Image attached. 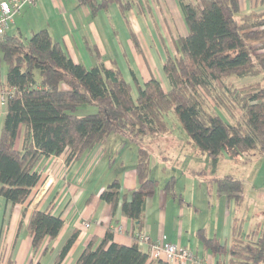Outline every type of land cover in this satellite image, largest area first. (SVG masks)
I'll return each mask as SVG.
<instances>
[{"label":"trees","instance_id":"trees-1","mask_svg":"<svg viewBox=\"0 0 264 264\" xmlns=\"http://www.w3.org/2000/svg\"><path fill=\"white\" fill-rule=\"evenodd\" d=\"M178 1L188 33L174 40L176 55H166L163 71L169 91L155 77L141 84L132 69L129 80L116 62L111 67L104 61L92 67L74 62L47 29L28 39L8 32L0 37V68H6L7 73L0 91L8 95L0 133V197L13 206L24 205L43 183L44 159L66 154V165L72 167L111 136H120L138 149L139 187L131 194L122 193L116 177L101 199L111 208L115 225L121 208L141 234L147 202L160 189L152 175V150L147 144L149 139L169 134L165 120L169 112L175 114L199 151L212 158H219L225 150L264 154V0H255V8L246 12L241 10L240 0ZM78 2L94 16L116 5L142 54L127 16L129 2ZM233 78L260 80L238 88ZM82 106L95 107L97 113L75 115ZM218 110L232 122L224 120ZM22 129L24 144L19 151L16 144ZM216 181L221 195L243 207L244 181L234 175ZM176 183L173 176L163 188L173 199H179ZM245 224V219L234 218L230 246L200 230L203 249L217 258V264H264V234L249 238ZM63 227L64 221L51 210H35L28 225L34 253L42 250L46 256L52 252L51 243ZM114 232L111 226L104 239H93L77 264H149L148 252L137 241L132 246L119 245ZM77 239L75 232L54 264L64 262Z\"/></svg>","mask_w":264,"mask_h":264},{"label":"crops","instance_id":"crops-1","mask_svg":"<svg viewBox=\"0 0 264 264\" xmlns=\"http://www.w3.org/2000/svg\"><path fill=\"white\" fill-rule=\"evenodd\" d=\"M123 1L130 3L127 16L141 45L142 54L135 48L120 9L116 5H111L107 11L94 16L88 7L80 6L78 0H38L36 5L26 6L15 17L8 33L28 39L30 35H25V28L31 29V36L47 29L74 62L83 63L87 67H92L101 61L111 67L116 62L129 80L132 69L138 79L139 76L145 75L146 81L154 77V73L159 68L164 73L163 67L168 53L164 46L169 42L174 43L177 37L182 36L177 27L172 29V26L176 25L173 13H177L182 21L184 16L178 0ZM240 3L241 10L246 12L255 8L256 1L240 0ZM100 19H102L101 28L97 24ZM114 19L121 21L122 32L112 28L111 21ZM183 27L188 33L187 26ZM101 29L106 36L110 35L108 41L116 48L114 49L112 44L110 47L118 52L115 54L117 58L118 56L122 58L123 64L119 63L118 59L110 57V49L106 43L104 45ZM119 37L122 42L121 48H119ZM131 52L135 54L134 58ZM141 59L143 62L140 61ZM164 75L161 78L163 87H165L164 82L169 84ZM6 81V68L1 67L0 85H5ZM6 113L7 103H3L0 98V133ZM23 144L24 129L18 136L16 148L22 151ZM105 144L89 151L72 167L66 165V154L44 159L43 183L40 186L42 192L37 194L33 192L24 205L13 206L0 197V264H38L39 262L54 264L58 254L75 232L78 233V239L62 264H77L87 245L93 239L98 241L104 239L111 226L115 231L114 241L119 245L132 246L136 243L137 237L145 233L153 243L160 241L170 243L191 250L205 264H217V258L203 249L199 231L204 229L209 237H217L222 244L230 246L233 220L239 218L234 217L232 213V208L237 209L236 204L225 196L224 216L222 213V218L217 216L216 223L202 227L204 225L198 218L200 215L195 214L198 207L192 200L196 184L189 179L185 187L188 194L185 191L179 193L175 187L179 199H173L163 188H160L157 194L148 200L141 234L135 224L122 215L121 208L114 218L117 222L115 225L111 208L101 199V194L116 177L120 179L122 193L131 194L138 189L136 167L139 154L138 158L137 153L133 155L130 164L123 156L119 157L118 162H114L115 149L111 151L104 146ZM118 163L120 164L117 166ZM151 169L153 173L152 162ZM167 172L165 171V174ZM201 173L202 171L197 172L190 168L183 173V176L185 174L194 177ZM35 210H51L53 215L64 221V227L58 238L51 243L52 252L46 256H42V250L34 253L32 237L28 231L30 217ZM200 213L202 215L203 211ZM86 224L89 226L87 227ZM253 237L257 238V235L254 233ZM48 243V241L45 243L44 248ZM141 249L146 252V248Z\"/></svg>","mask_w":264,"mask_h":264},{"label":"rangeland","instance_id":"rangeland-1","mask_svg":"<svg viewBox=\"0 0 264 264\" xmlns=\"http://www.w3.org/2000/svg\"><path fill=\"white\" fill-rule=\"evenodd\" d=\"M173 16L175 18L176 25L175 27L172 26V29L177 27L182 36L187 35L186 29L183 27L186 25L184 24V21H182V18L177 13H173ZM101 21L102 19L97 21V24L100 26V28ZM111 25L116 31L122 32V24L119 19L112 20ZM101 32L104 45L106 43L107 47L110 49V57L118 59L119 63L123 64L122 58L119 56L117 58V55L115 54V52L118 54V52L114 50L116 48L115 45L108 41L110 39V35L106 36L102 29ZM24 33L26 36L30 35L31 37L30 28H25ZM111 44L113 45L114 49L110 47ZM119 45V48H121L122 42L120 37ZM128 47L130 48L129 45ZM164 47L166 51L168 50L169 54L176 55L174 43L169 42L168 45H165ZM131 54L134 58L135 54H133V52H131ZM140 61L143 62L142 59ZM163 75L164 73L161 72V68H159L158 71L154 73V77L161 83H163V81H161ZM145 77V75L139 76V81L141 84H144ZM164 77L166 80H168L165 75ZM259 80L260 78H248L245 80H237L235 78L231 79V81L238 88L256 83ZM164 86V89L167 91L170 90V83L166 84L164 82ZM135 93L137 92L135 91ZM211 105L213 107V104ZM96 113L97 108L92 106H82L77 110L75 115L83 117ZM218 113L227 122L231 121V119H228L227 115L223 111L218 110ZM165 120L170 130L169 134L156 137L155 139H149L147 144L152 150L151 162L154 167L152 174H154L153 177L159 181V187L161 189L164 188V186L173 176H177L176 191L179 193L181 191V193L185 191L188 194V191L185 188L188 184L187 180L191 179L194 181L196 188L192 200L193 203H196V206L198 207V210L195 211V214L200 215L198 218L199 222L204 225L202 227H207L208 225L210 226L212 223L217 222V216L222 218V213L224 216V202L226 195H221L219 192L216 179L223 178L227 175H234L236 178L244 181L246 185V201L243 207L239 209L237 207L236 210L232 208V213L234 217L245 219V232L249 238H253L254 233L257 235V238L263 235L264 154H242L233 150H225L222 156L219 158H212L209 154L199 151L173 112H169L165 116ZM104 146L107 149L110 148L111 151H113V148L115 149L116 157L114 156V162H118L119 157L123 156L126 159V162L130 164V160L133 158V155L135 156V153H137L138 158L137 147L120 136H111L106 141ZM119 164L120 163H118L117 166ZM190 168L196 170L197 172L202 171V173L197 174L194 177H189L185 174L183 176V173ZM165 171H168L167 174H165ZM40 186L34 191V194L42 192V188H40ZM223 196L224 198H222ZM200 210L203 211L202 215Z\"/></svg>","mask_w":264,"mask_h":264},{"label":"built area","instance_id":"built-area-1","mask_svg":"<svg viewBox=\"0 0 264 264\" xmlns=\"http://www.w3.org/2000/svg\"><path fill=\"white\" fill-rule=\"evenodd\" d=\"M38 0H1L0 2V37L4 36L14 24L15 17L22 12L26 6L36 5ZM0 98L7 103L8 95L0 91ZM88 227L89 225L86 224ZM141 248H146L149 254V263L162 261L166 264H200V260L191 250L178 247L165 242H151L147 234L137 237Z\"/></svg>","mask_w":264,"mask_h":264}]
</instances>
